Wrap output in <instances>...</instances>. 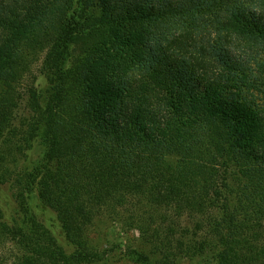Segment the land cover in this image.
Here are the masks:
<instances>
[{
  "label": "trees",
  "instance_id": "trees-1",
  "mask_svg": "<svg viewBox=\"0 0 264 264\" xmlns=\"http://www.w3.org/2000/svg\"><path fill=\"white\" fill-rule=\"evenodd\" d=\"M0 181V264H264V0H0Z\"/></svg>",
  "mask_w": 264,
  "mask_h": 264
},
{
  "label": "rangeland",
  "instance_id": "rangeland-1",
  "mask_svg": "<svg viewBox=\"0 0 264 264\" xmlns=\"http://www.w3.org/2000/svg\"><path fill=\"white\" fill-rule=\"evenodd\" d=\"M42 57H38L37 60L33 63L31 67V73L29 79L25 82V84H34L37 87V90L42 96H46L49 84L46 78L40 71V64ZM26 86L21 88V92L24 91ZM23 94V92H22ZM24 104L21 103L20 110L18 115L14 119V124L19 125L21 123V119L24 117ZM42 152V147L36 146L34 147L32 152H29L30 155L28 159H33L36 162L40 158V154ZM28 153V154H29ZM25 164V163H24ZM27 164H29L27 162ZM26 164V165H27ZM12 170L13 176V166H10ZM13 180V177H12ZM10 181L1 182L0 181V208L1 213L5 219L9 222H12L13 219L16 221H22L20 218V210L17 206V203L14 199V191L13 187H11ZM30 208L37 211L38 217L46 223L47 226L50 224L54 225V214L48 210L41 211L35 208L36 200L34 197L29 200ZM56 231V230H55ZM89 239L92 243H95L98 249L103 250L107 248V257L104 261L100 262L99 264H136L129 259L126 258L124 252L127 248H137L144 253H149V247L143 242L141 237L136 231L132 229H128L124 227L120 223H114L109 218L102 219V223H96L93 228L89 230ZM179 264H190L186 261H181Z\"/></svg>",
  "mask_w": 264,
  "mask_h": 264
}]
</instances>
